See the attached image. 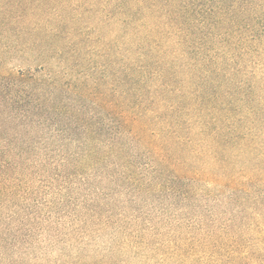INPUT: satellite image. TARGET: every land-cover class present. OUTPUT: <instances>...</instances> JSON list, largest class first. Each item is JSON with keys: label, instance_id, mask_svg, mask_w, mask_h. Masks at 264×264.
Returning <instances> with one entry per match:
<instances>
[{"label": "rangeland", "instance_id": "obj_1", "mask_svg": "<svg viewBox=\"0 0 264 264\" xmlns=\"http://www.w3.org/2000/svg\"><path fill=\"white\" fill-rule=\"evenodd\" d=\"M117 4L0 0L1 75L27 73L67 91L86 82L93 90L91 98L73 95L75 102L63 90L60 110L48 102L25 112L23 89L0 78V180H8L0 184L8 190L0 195V264H264L260 152L232 160L231 186L219 180L224 165L208 149L186 170L179 158L174 169L188 177L179 179L155 165L145 145L149 126L148 137L121 127L122 89L132 87L128 108L149 120V69L131 72L127 86L118 77L123 51L149 55V35L125 33ZM141 55L125 66L142 68ZM194 124L191 117L188 129ZM94 148L100 154L89 157Z\"/></svg>", "mask_w": 264, "mask_h": 264}, {"label": "trees", "instance_id": "obj_2", "mask_svg": "<svg viewBox=\"0 0 264 264\" xmlns=\"http://www.w3.org/2000/svg\"><path fill=\"white\" fill-rule=\"evenodd\" d=\"M129 1L118 0V22L127 34L143 29L141 32L149 35V55L141 49L123 51L125 62L120 65L118 77L127 86L131 72L149 69L150 105L149 120H145L140 111L128 108L127 94L132 87L122 89L121 127L133 137L140 133L148 137L149 126V144L145 145L161 175L172 173L179 179H188L178 175L175 163L183 160L182 169L186 170L189 158H197L208 149L211 158L224 165L221 168L225 175L219 180L233 185L237 177L231 171L232 160L253 152L264 156V0ZM56 19L63 17L58 15ZM138 55L147 62L142 68L125 66ZM74 57L71 54L69 60L75 63ZM25 75L0 74L1 81L10 79L26 94L19 108L38 113L51 107L49 102L60 110L58 95L63 93V86ZM145 88L146 83L132 92L137 94ZM68 89L64 92L74 102L77 98L73 95L91 98L93 94L86 82L70 83ZM33 98L38 100L36 105H26ZM93 104L99 106L95 100ZM84 107L81 105L76 115L84 113ZM160 112L166 116H158ZM191 117L195 128L190 130L187 125ZM47 119L43 121L47 123ZM153 126L156 130L151 131ZM1 133L5 134L2 125ZM90 154L89 157L98 156L100 151L94 148ZM7 181L3 176L0 184L8 186ZM7 191L0 188V195Z\"/></svg>", "mask_w": 264, "mask_h": 264}]
</instances>
